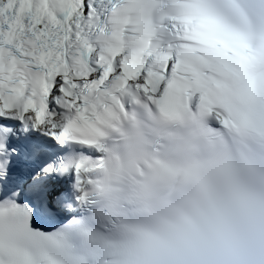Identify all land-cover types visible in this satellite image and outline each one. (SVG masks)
<instances>
[{"label": "snow or ice", "instance_id": "1", "mask_svg": "<svg viewBox=\"0 0 264 264\" xmlns=\"http://www.w3.org/2000/svg\"><path fill=\"white\" fill-rule=\"evenodd\" d=\"M0 264H264V0H0Z\"/></svg>", "mask_w": 264, "mask_h": 264}]
</instances>
